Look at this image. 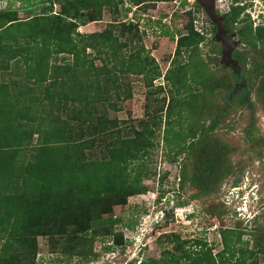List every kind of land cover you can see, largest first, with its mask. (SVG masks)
I'll use <instances>...</instances> for the list:
<instances>
[{"label":"trees","instance_id":"obj_1","mask_svg":"<svg viewBox=\"0 0 264 264\" xmlns=\"http://www.w3.org/2000/svg\"><path fill=\"white\" fill-rule=\"evenodd\" d=\"M14 1L0 9V264H72L73 257L88 264L98 256L92 250L96 237L111 239L105 250L122 252L130 241L112 231L117 218L102 215L147 190L143 179L160 132L171 154L168 162L185 157L172 191L177 196L173 208L187 204L178 199L187 185L197 190L188 199L216 191L229 172L220 165L223 152L211 135L219 116L204 125L199 114L210 116L213 108L205 110L204 96L216 94L213 86H225L226 77L213 76L198 56L205 34L193 25L191 10L185 11V32L176 37L172 59L161 73L141 43L144 32L125 19L124 0H22L25 6H39V12L31 7L26 18L18 16ZM52 3L58 6L55 13ZM194 6L201 9L196 1ZM247 6L229 0L222 23L228 34L236 33L232 55L242 69L241 75H229L237 88L230 98L251 110L254 81L264 107V24L252 26ZM104 9L113 14L105 28L78 32L100 20ZM116 14L123 18L116 21ZM155 23L160 35L173 39L165 24ZM180 55L185 61L178 60ZM129 75L141 76L146 88L144 114L132 121L110 116L131 98ZM159 78L164 83L154 85ZM230 98L225 106L232 105ZM165 191H159L156 202ZM218 232L222 248L215 253L203 240L161 234L171 248L138 264H256L247 260L264 252V236L248 250L235 246L240 230L219 227ZM37 237L47 238L49 256L37 255Z\"/></svg>","mask_w":264,"mask_h":264},{"label":"rangeland","instance_id":"obj_2","mask_svg":"<svg viewBox=\"0 0 264 264\" xmlns=\"http://www.w3.org/2000/svg\"><path fill=\"white\" fill-rule=\"evenodd\" d=\"M8 1L0 0V9L4 8ZM194 1L185 0V3L181 5L180 0H140L138 4H134L131 0H124L123 7L128 9L125 19L128 18L136 23L138 31L144 32V35L140 36L141 43L159 64L161 73L169 66L172 59L176 37L185 32L184 26L187 22L185 11L191 10L194 18L193 25L205 34L204 40L197 45L198 56L213 76L226 77L225 86H213L216 94L204 96L203 102H207L204 106L205 110L213 108L210 116L200 113L199 117L206 125L210 117L219 116L211 135L217 139L218 147L223 152L220 165L225 166V171L228 169L229 172L222 177L216 191L199 195L197 199H188L189 194L197 190L187 185L180 191L181 194L178 197V199L187 200V204L173 208L177 196L172 191L177 190L180 169L185 162V157L180 154L176 162H168L167 159L171 157V154L165 150L160 132L156 139L158 145L150 152L149 176L143 179L147 190L142 194L128 196L123 203L112 205L110 212L102 215V217L117 218L112 231L122 232L123 239H128L130 243L125 244L122 252L118 253L117 250L111 252L104 249V246L111 243V239L92 238V250L98 253V256L92 261L89 260L88 264H126L129 261H135V264H138L142 258H157L162 248H171L173 244L168 242L167 238L159 237L164 233L175 234L180 240H203L211 248L212 253L222 248L219 227L229 228L234 232L240 230L242 234L235 246L239 244L248 250H254L264 236L263 98L258 96L256 81H254L251 84L250 93V100L253 102L251 110L231 101V91L237 88L232 84L229 75L231 71L239 75L242 73L239 63L232 55L236 45L231 52L235 64L221 63L220 44L212 39L214 32L209 31L210 24L203 9L194 10ZM242 2L248 4L245 12L248 13L252 26L264 24V0H242ZM228 4L229 0H215L216 12L224 13ZM31 7L35 10L34 12H39V6L35 4L25 6L22 0L13 2V8L21 18L32 15L28 12ZM52 10V13L58 11L57 4L52 3ZM119 12L122 10L119 9ZM112 18L111 11L104 9L100 20L78 27L77 30L82 33L100 31L112 21ZM122 18L120 14L115 16L116 21ZM156 20L167 26L168 32L174 35L173 39L159 34L160 29L155 23ZM233 33L232 38L236 41V33ZM179 59L185 61L186 58L180 55ZM59 61L61 62L60 59ZM59 61L57 63H60ZM95 64H99V61L96 60ZM126 81H129L131 87V98L121 104V111L110 112V116L132 121L144 114L146 88L139 75H129ZM242 81L241 85H244L246 82L244 79ZM163 83L162 78L153 81L154 85ZM225 98L228 100L230 98L232 105L225 106ZM212 103L214 107L211 106ZM222 110L225 111L220 114ZM164 172H166L165 175H163ZM158 179L161 180L160 183ZM161 190L168 191H165L160 202H156V197ZM171 206L173 209L169 212ZM165 212L167 214L164 219ZM126 223H130L133 228L126 227ZM155 224L157 226H154ZM46 240V237H37L38 256H49L46 252ZM186 246L188 243L185 244ZM252 260L256 264H264V252L256 254L253 259H248L247 263ZM71 263L84 264L85 262L73 257Z\"/></svg>","mask_w":264,"mask_h":264},{"label":"water","instance_id":"obj_3","mask_svg":"<svg viewBox=\"0 0 264 264\" xmlns=\"http://www.w3.org/2000/svg\"><path fill=\"white\" fill-rule=\"evenodd\" d=\"M195 1L203 9L204 13L206 14V17L215 27L212 39L220 44L221 63L225 65L235 64V61L231 57V52L234 49V46L236 45V41L232 38V35L234 36V33L228 34L227 30L224 28V25L222 23L224 13L217 14L215 8V0Z\"/></svg>","mask_w":264,"mask_h":264}]
</instances>
